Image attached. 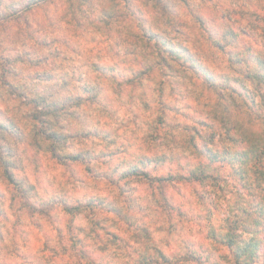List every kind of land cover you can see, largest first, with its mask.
Segmentation results:
<instances>
[{
  "label": "clouds",
  "instance_id": "9594fccd",
  "mask_svg": "<svg viewBox=\"0 0 264 264\" xmlns=\"http://www.w3.org/2000/svg\"><path fill=\"white\" fill-rule=\"evenodd\" d=\"M0 264H264V0H0Z\"/></svg>",
  "mask_w": 264,
  "mask_h": 264
},
{
  "label": "rangeland",
  "instance_id": "374dc122",
  "mask_svg": "<svg viewBox=\"0 0 264 264\" xmlns=\"http://www.w3.org/2000/svg\"><path fill=\"white\" fill-rule=\"evenodd\" d=\"M50 168H51V171H52V172L56 173V168H55V166H50Z\"/></svg>",
  "mask_w": 264,
  "mask_h": 264
}]
</instances>
